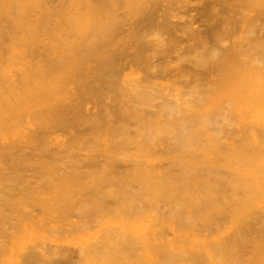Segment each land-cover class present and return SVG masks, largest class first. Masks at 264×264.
Returning a JSON list of instances; mask_svg holds the SVG:
<instances>
[{
    "label": "rangeland",
    "instance_id": "obj_1",
    "mask_svg": "<svg viewBox=\"0 0 264 264\" xmlns=\"http://www.w3.org/2000/svg\"><path fill=\"white\" fill-rule=\"evenodd\" d=\"M38 1L41 13L29 8L26 19L36 27L46 57L59 64L44 81L50 98L46 95L39 119L32 114L20 119L27 141L0 138V185L19 192L24 182L35 185L44 178L25 164L14 165L21 153L59 160L65 173L70 164L61 156L71 147L83 177L89 171L105 172L115 181L114 190L93 208L72 203L15 209L0 226V264H264V234L259 232L264 221L263 178L245 189L233 188L223 172L187 174L189 180L206 179L208 186L197 189L192 183L194 188L186 192L180 188L178 201L183 203L165 206L148 193L134 205L118 197L141 188L134 166L125 168L128 159L136 158L153 171L155 164L171 168L169 158L187 152L176 147L173 136L146 131L150 123L167 119L163 110L121 107L120 93L95 77V69L111 56L130 60L123 75L127 80L149 78L144 62L150 60L156 64L151 76L156 86H173L186 76L181 72L191 65L195 51L189 46V28L199 31L208 47L264 43V0ZM153 8L159 13L156 22L147 19ZM71 17H78V27H70ZM164 19L168 23L160 24ZM70 55L80 59L79 67L66 64ZM27 56L33 59L30 50ZM115 85L120 86L119 81ZM194 108L182 109L177 118L198 115ZM222 140L230 147L228 136ZM11 175L24 181L9 184ZM89 194L92 191L85 189L75 196L79 200ZM232 200L239 204L232 206ZM205 201L210 205L199 210L197 204ZM241 229L246 238L234 245V253H218L217 244H229Z\"/></svg>",
    "mask_w": 264,
    "mask_h": 264
},
{
    "label": "bare ground",
    "instance_id": "obj_2",
    "mask_svg": "<svg viewBox=\"0 0 264 264\" xmlns=\"http://www.w3.org/2000/svg\"><path fill=\"white\" fill-rule=\"evenodd\" d=\"M29 8L41 13L38 0H0L2 140L27 141V135L21 131L20 119L27 114L39 119L47 105L46 95L49 96L44 81L46 76L54 74L59 64L46 57L45 48L35 33L36 27L26 19ZM158 14L153 8L147 19L156 22ZM77 19L70 18V27L79 26L76 24ZM167 23L164 19L160 24ZM188 37L193 39L189 46L195 48L191 65L182 70L181 73L186 76L179 82L175 80L173 86H156L158 83L151 79L156 74V64L150 60L144 62L149 78L134 77L127 80L123 75L125 68L131 67L130 60L120 57L113 60L111 56H106L95 69V77L99 81L107 80L111 88L120 93L121 107L163 110L167 114L165 121L152 122L146 127L152 136L169 134L175 139L176 147L199 155L193 158L187 153H184V157L174 155L169 158L171 168L155 164L153 171L145 169L136 158L128 159L125 168L134 166V175L141 188L133 190V193H120L118 197L132 205L145 199L142 196L146 193L161 206L171 201L183 203L178 201L180 188L186 192L194 188L192 183L197 185V189L208 186L204 178L189 180L187 174L191 173L218 175L223 172L229 177L225 180L233 188L250 189L260 178L264 182V43L208 47L199 31L192 28H189ZM28 50L33 55L32 60L27 56ZM65 62L75 68L81 64L80 59L73 55ZM118 81L120 86L115 85ZM190 107L198 109V115L189 113L177 118L182 109L190 110ZM260 120L262 123H259ZM224 136L231 140L228 148L224 147ZM34 139L40 141L37 136ZM61 157V160L70 164L65 173L60 171L59 160L33 159L21 153L14 165L25 164L34 172L44 175V178L35 185L24 182L19 192H14L6 184L0 185V226L13 217L15 209L29 204L48 208L75 203L82 208H93L102 205L105 195L113 192L115 181H109L105 172L89 171L83 177L80 159L71 147L66 148ZM8 179L9 184L24 181L18 175H11ZM103 183L105 188L101 187ZM43 186L51 190L45 192ZM85 189L92 191V194L78 200L76 192ZM56 190L61 194L55 195ZM228 202L232 206L239 204L237 200ZM209 205V201H205L204 205L197 204V208L205 210ZM259 232L264 234V221ZM231 238L229 244H217L218 253H234V245L245 240L246 231L236 230Z\"/></svg>",
    "mask_w": 264,
    "mask_h": 264
}]
</instances>
